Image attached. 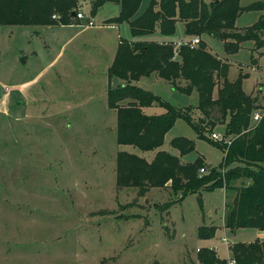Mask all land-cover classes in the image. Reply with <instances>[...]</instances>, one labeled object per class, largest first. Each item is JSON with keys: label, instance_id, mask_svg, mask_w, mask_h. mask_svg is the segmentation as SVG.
<instances>
[{"label": "rangeland", "instance_id": "obj_1", "mask_svg": "<svg viewBox=\"0 0 264 264\" xmlns=\"http://www.w3.org/2000/svg\"><path fill=\"white\" fill-rule=\"evenodd\" d=\"M238 1L242 8L264 4ZM145 7L143 2L139 12ZM90 10V0H77V12L84 18L70 25L0 26V264H198L197 251L204 249H214L228 263L229 247L264 239L255 229L224 228L225 206L232 203L233 191H201L162 211L161 206L174 199L171 191L151 189L138 197L136 188L118 190L115 179L119 152L151 163L164 151L181 164L201 157L206 166L218 168L222 148L231 142L226 125L204 132L207 138L212 133L224 137L214 141L216 145L200 139L182 118L156 150L117 145L116 113L107 107L106 93L124 82L108 78L107 69L119 38H132L127 24L119 30L105 24L118 15L115 3L105 4L95 15ZM261 14L242 12L235 29L246 30ZM89 20L93 27L87 26ZM203 37L208 50L230 65L229 82L244 76L247 95L264 86L263 49L254 50V42L246 41L227 54L224 41ZM144 39L164 40L174 48L191 40L179 19L172 36L156 29ZM133 84L182 112L188 108L192 121L201 122L195 90L184 95L155 74ZM216 95L217 87L213 98ZM260 95L264 100L261 90ZM260 105L264 107V101ZM143 112L155 116L165 110L152 104ZM178 137L192 141L194 150L180 155L171 147ZM200 227H214L213 236L198 237Z\"/></svg>", "mask_w": 264, "mask_h": 264}, {"label": "trees", "instance_id": "obj_2", "mask_svg": "<svg viewBox=\"0 0 264 264\" xmlns=\"http://www.w3.org/2000/svg\"><path fill=\"white\" fill-rule=\"evenodd\" d=\"M142 1L90 0V11L95 15L105 4H117L118 15L106 23L128 24L133 38L151 35L156 29L162 36H172L179 19L184 24L185 35L191 39L199 37L200 42L194 47L181 43L174 48L171 43L120 40L107 75L122 80L124 85L108 88L106 93L107 107L116 113L117 145H129L141 151L156 150L179 118L186 121L200 139L213 145L217 143L204 132L225 124V135L231 142L223 146L224 155L218 168L206 166L201 157L192 164H181L176 156L164 151H158L151 163L119 152L115 164L117 189L136 188L138 197H145L151 189H168L174 199L161 206L162 211H167L188 195L223 188L235 193L232 203L225 206L224 228L264 231V113L258 122H252L253 113L264 110L260 105V90L245 94L242 75L229 82L230 65L213 55L201 40L202 36L221 39L227 54L235 53L246 41L254 42V50L264 51V14L246 30L235 29V20L242 12H264V4L255 2L242 8L238 0H209L208 3L149 0L145 10L138 14ZM53 14L56 19H52ZM76 14L77 0H0V26H67L77 20ZM151 74L184 95L195 90L201 122L192 121L188 108L182 112L133 84ZM180 80L186 82L184 87L177 85ZM215 87L217 95L213 98ZM152 104L160 105L165 112L146 115L143 108ZM171 147L185 155L194 150V143L178 137L172 140ZM201 168L207 173L200 175ZM213 234L214 227L198 229L200 238H210ZM229 250L234 264H264V240L238 243ZM197 263L228 264L213 249L197 251Z\"/></svg>", "mask_w": 264, "mask_h": 264}, {"label": "built area", "instance_id": "obj_3", "mask_svg": "<svg viewBox=\"0 0 264 264\" xmlns=\"http://www.w3.org/2000/svg\"><path fill=\"white\" fill-rule=\"evenodd\" d=\"M83 18H84V16L82 15V13L77 12V14H76V19L81 20V19H83ZM93 25H94V24H93L92 21L89 20V21L87 22V26L91 27V26H93ZM199 42H200V38H199V37H193L190 41L185 42L184 44H187V45H189L190 47H194V46H196ZM262 76L264 77V71L262 72ZM263 113H264V110H262V109L255 111V112L253 113V115H252V122H253V123L258 122V121L261 119V116L263 115ZM210 139H211L212 141H223V140H224V137L212 133V134H210ZM206 173H207V172H206V170H205L204 168H201V169L199 170V174H200V175H203V174H206ZM224 241L226 242V239H224ZM228 264H234V262L230 260V261H228Z\"/></svg>", "mask_w": 264, "mask_h": 264}, {"label": "crops", "instance_id": "obj_4", "mask_svg": "<svg viewBox=\"0 0 264 264\" xmlns=\"http://www.w3.org/2000/svg\"><path fill=\"white\" fill-rule=\"evenodd\" d=\"M146 3V7H147V5H148V3H149V0H143L142 1V3ZM141 3V4H142ZM117 5V4H116ZM118 6V5H117ZM119 7V6H118ZM145 7V8H146ZM145 8L143 9V11L145 10ZM143 11H141V12H139L138 11V14H141ZM118 13H119V11H118ZM116 17V16H115ZM114 18V17H113ZM111 19V18H110ZM107 21V20H106ZM106 21H105V24H106V26H109L110 28H112V29H117L118 28V30H119V26H121L122 24H126V23H122V24H107L106 23ZM128 25V24H127ZM94 26V25H93ZM93 26H91V27H93ZM148 36V35H147ZM146 36H143V37H139V38H133V37H131L132 39H130L129 41H145V38ZM203 39H204V37L202 36L201 37V40L203 41ZM120 38H119V42H120ZM190 41V40H189ZM153 42V41H152ZM161 42H164V43H170V42H165L164 40H162V41H159V43H161ZM171 44H173V43H171ZM177 45H179V44H177ZM173 46H174V44H173ZM257 89H259V90H261L263 93H264V86H261V87H259V88H257ZM263 95V94H262ZM260 100H262V101H264L263 99H262V97H261V99ZM224 216H225V214H224ZM223 224H224V217H223ZM258 234L259 235H263L264 236V231H258ZM262 240H264V239H262ZM214 250V249H213ZM197 251V250H196Z\"/></svg>", "mask_w": 264, "mask_h": 264}, {"label": "water", "instance_id": "obj_5", "mask_svg": "<svg viewBox=\"0 0 264 264\" xmlns=\"http://www.w3.org/2000/svg\"><path fill=\"white\" fill-rule=\"evenodd\" d=\"M71 16L74 17V16H75V13H72ZM233 184H234V183H233Z\"/></svg>", "mask_w": 264, "mask_h": 264}]
</instances>
